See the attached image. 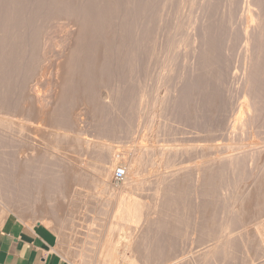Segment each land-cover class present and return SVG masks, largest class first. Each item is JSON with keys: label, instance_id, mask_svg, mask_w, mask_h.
Segmentation results:
<instances>
[{"label": "rangeland", "instance_id": "1", "mask_svg": "<svg viewBox=\"0 0 264 264\" xmlns=\"http://www.w3.org/2000/svg\"><path fill=\"white\" fill-rule=\"evenodd\" d=\"M66 1L67 0H58V1L57 0H4L3 6L1 5L2 8L0 12L2 11L3 13L2 12L0 13V58H1L0 59L1 60L0 61V101L7 105L8 114L9 112L13 113V116L11 115L12 116L11 118L13 120L16 119V121H23L24 123H32L30 120H28L30 119L28 116L32 114V111H28L30 105L28 102H25L24 100H23L24 103H28L27 105L29 107L23 103L22 98H25L26 96H23L21 92L24 91L23 92L24 94V93H27L29 89L30 90L37 89L39 96H41L42 98H45L46 100H49L48 95H50L49 93H51V90L53 88V83L51 82V78L54 72L53 61L54 59H56L55 51L57 48L55 46L56 44L59 45L63 43L62 42L63 35L65 33L63 29L65 25H60L61 23L64 24L65 21L61 19V17L57 16V14H55V10H53V8L55 9V6H56L55 4L59 3L63 5V3L64 2L66 3ZM127 1L129 3H127ZM127 1L126 0H113L114 4H112L111 6L112 8H110L109 10L110 11L109 16H112L111 19L113 20V17L118 16L116 17V20L114 21L117 22L119 20L118 22H120L123 25V27L125 26L123 30L124 32L122 31L123 28H120L122 26L118 27V29H120V32L122 31L121 32L122 34H120L119 36L121 38H119L118 36H116V38L114 37L113 39L111 38L113 41L112 42L113 44H112V48L110 49L114 51L113 52L114 58L112 60V63L111 62L107 63L102 69L101 74H99L100 78L101 76H103L101 79V82H94V83L88 82L89 84L87 83V86L84 88L88 90L90 89L91 91H93L92 92L93 94L97 93L101 95V97L103 96L102 94H105L106 92L110 91V89L113 90V92L114 90L115 92L118 90L120 92H119V96L116 98L117 101L115 100L114 101L115 104L113 103L114 104L113 105L108 99L107 100L103 99L102 102L103 101L104 102L99 104L100 111L98 112L97 115H100V116H97V118H94V117L92 118L90 113H88L87 111L88 109L87 100L88 99L83 103L81 102L83 97H80L77 94L75 95H77L78 97L73 94L71 96L72 100L71 98L69 99L71 102L68 101L67 104H65L66 108L69 107L67 109L72 110V113L76 116L78 126H79L78 128H80L79 130L82 133L81 137L87 140L102 141V142L110 143L113 145L118 144L119 146H123L125 148H129V147L131 148L132 146H134L136 143L135 140L138 137V134H136L138 133L136 131L137 128L135 130L136 120H134L135 119L134 115H135L136 103L134 99L136 97L135 95L137 91L139 89H142L140 91L145 93L144 94L145 97H143V100H142L143 111L144 110L151 111L153 107H156V100L159 98L166 97V99H169L173 97L174 95L175 96L177 95L178 97L176 101L177 108L175 109L176 111L173 112V115L175 114L174 117L176 119H174L173 116H171L170 118L169 116L163 115L159 121L162 124L166 123L165 124L167 126L166 128H169L168 130H170L171 132L173 130V133H177V132L179 133V135H177L176 137L177 138L176 143L170 142V144H172L171 146H174V145L176 146L178 145V143H180L179 144L180 146L187 145V144L188 145L190 144L198 145L199 144L200 146H204V147L206 146L207 148H210L209 146L212 145L211 146L212 148H210L211 150L210 149L207 150L208 152L207 156L205 155V157H202L196 160L198 161L197 163H202L203 160L205 161L208 158L220 159L222 156H226L229 154H235L236 152L242 150V148H245L246 146H247L246 148H249V146H254L258 148L260 147L259 150L261 149V151L263 150L262 152H264V104H263L264 103L263 101L264 100V91H263L264 90V85H263L264 84V81H263L264 74H263L262 81L257 82V86H255V92L257 91L256 94L258 97V98L255 97L256 96L255 94L254 96V100L256 102L255 111H257L258 109L259 111H257L256 113L254 110L250 111V114H252V116L253 114H256L255 115L256 119L254 116L253 117L254 119L250 120L249 119L250 116L245 115L244 116L245 118L243 117V119H239L237 121L238 108H239V105L242 103L244 96H245V91H244L245 85L243 82H240V79H241V76L243 75L244 68L245 66H247V63L249 62V60L247 56H245L246 55V52H245L246 43L244 40H242L243 36L241 35V29L244 28V26H240V24L237 23L233 9L230 10V12H232L233 10L232 12L233 17L228 18V14H227L228 12L227 3L228 2L225 0H154V1L152 0V3L154 2L152 4L151 0H148V1L147 0H136L137 2L135 3L137 4V6H135L136 4H134L133 6L131 3L132 0H127ZM235 1L236 0H232L231 3ZM244 1L245 0H241V6L243 4L242 2ZM249 1H251V4H252L251 9L254 8L253 10H257L256 9L257 6L258 8L259 7L262 9L264 8V1L262 2V0H260L256 4L255 2H252V0H249ZM125 2L126 4H124ZM145 2L148 3V5ZM123 5H126V6H123ZM150 5L151 7H149ZM209 5H211V7ZM152 6H154L153 7L154 9H152ZM210 10L212 12H210ZM120 11L121 13H119ZM135 11H140V13L138 12L139 13L138 14L136 12L137 13L136 14ZM143 12H144V15H142ZM151 12L154 13V16L152 17L155 19H156V16H160V17H157V18H160L158 19L159 21L157 20V22H155L156 21L155 20L154 21L155 23H153L154 19L152 17H148ZM122 13H124L125 16ZM152 13L150 15H152ZM155 13H156V16H155ZM141 15L142 16L146 15V16L145 18H141L142 17ZM209 16L210 18L208 19ZM229 17H230V14H229ZM119 18H121L122 21H120L121 19ZM133 18L136 20V22L134 21ZM146 18L149 19L148 23H146L148 21ZM123 19L125 21H123ZM144 19L146 20V22ZM150 19L152 20L151 21L152 24H150ZM143 21L145 22L144 24H143ZM118 22H117V25H118ZM120 23L119 25H121ZM135 23H137V27L140 26L139 23L143 26V28H146L144 26H148L147 28L149 29L147 32L149 33L150 31V33L154 34L153 35L154 37L150 33L149 35H147L148 37L147 42H146L147 45L146 44L144 45L145 50L143 51H145V53L144 52L142 53V58H141L142 60L140 62L141 64L139 65V69L138 67L137 69L135 68L134 61L132 59L133 49H131V45L133 46V35H134V33L131 31L135 29L136 27ZM204 23L205 24L213 23L212 25H214V28L216 27L214 48H215V54H216L217 62H218V67H217L218 71L215 74L216 77L214 78L215 84L214 82L212 83V88H211L212 90L209 89L210 92L207 91V93L205 90H208V89L207 87L205 88V82H203L205 78L203 77H202V80L200 79V82L198 81L182 82V79L187 73V71L189 70V68L191 66L200 67L201 65H198V64H201L203 61L205 46H203L202 44L203 42H201L202 36H201L200 28H201V25H203ZM56 24L57 26H59V28L56 26ZM114 24L116 23L114 22ZM149 26H152V28H150ZM231 26H232L233 31L231 30ZM125 28L128 31H126ZM147 28L145 30H147ZM150 36L153 38H151ZM230 38L231 39L233 38L232 41ZM150 39L155 44L152 43L153 44L152 45L150 43L151 44L150 45L148 43ZM57 40L61 41V43L60 42L58 43ZM131 40H132V43H131ZM117 43L119 44V46L117 45ZM59 46L60 47L58 46L57 47L63 48L62 45H59ZM123 49H125L126 52ZM130 49L132 51H129ZM44 52L46 53V57L44 60L41 61V63L39 64V67H37L38 65L36 66L35 57L37 56L39 57L41 53L43 54ZM3 55L5 56L3 57ZM166 60L167 61L169 60L168 62L171 61L170 64L166 63L167 62ZM197 60L200 61L201 63L200 62L198 63ZM262 62H264V57H263ZM28 64H30V66ZM114 65L116 66L114 67ZM130 66L131 67L133 66V68H131ZM37 68H42V70H44L43 77L39 78L37 73L35 74V71H37ZM263 68H264V65H263ZM225 71L227 72L229 71L230 74L228 73V75H231V76L232 74H235L234 76L235 79L231 80L232 83L230 79L227 80ZM199 74L200 76H203L201 71L199 72ZM166 75H167V79L162 81L161 78L163 77H160V76L166 77ZM231 76H229V78ZM259 86L261 87L259 88ZM136 87H138V89ZM256 89H259V90L261 89V90L259 91ZM199 92H200V95H199ZM211 93H213V95ZM209 94L211 95L212 98H208V96H210ZM44 95H46V97H44ZM199 97H201L202 100ZM78 98L80 99V101ZM111 105H113L112 107L114 109L111 108ZM22 106L23 107L25 106V107L22 108ZM21 108H22V112H21ZM23 109L25 111H23ZM67 109L66 111L68 112L69 110ZM260 109H262V111ZM17 112H19L20 114ZM22 115L26 116L27 119L25 117V119L23 120L22 117L24 116ZM97 119L98 120L100 119V120L98 121ZM253 120L256 121V124H255V121L252 123ZM242 121L244 122V124ZM68 130L67 128L65 129L59 128V130L56 129V131L61 134H67L69 136H73L74 132L71 130L69 131ZM100 130L103 135L99 133ZM199 131H201L200 134H199ZM231 132H233L235 136L228 137L227 135ZM108 134H110V136ZM191 134L193 135L196 134L198 136L196 142L193 141L194 143L193 142L187 143L183 140L182 141L180 140V139H183V137L185 140V137H188ZM163 138L165 140L166 139L168 140L172 137L164 136ZM53 143H54L53 144L54 149L67 151L69 155L76 157V158L78 157L81 159H88L85 156L86 155L84 153L85 150L83 148H82L83 150L79 149L77 146H75L74 143H71L70 141L55 139V142ZM240 146H242V148ZM261 146L263 148H261ZM238 148L239 150H237ZM253 159L254 160H252V158L251 159L247 158L244 162L245 164L242 163L243 165L242 164L239 165L241 166V168L238 166L239 169L237 168L234 170H231L230 167L226 165L225 163L224 164L223 162L220 163L219 167L217 168V170H219L218 174H215L217 177L213 176L211 180H209L210 183L209 181L206 184L202 183L204 182L203 179H199L200 182L194 179L196 181L195 182L194 180H191L190 178L183 180L181 183L175 182L176 185L174 183V186L169 188L168 190L169 193L167 192L165 195L167 196L169 194L165 198L167 201L165 200V203L163 204L164 209L163 208L162 209L164 211H162L163 214L161 215V218L158 221L159 223H161V225L154 224L151 226V229L149 227L150 225L135 228L137 230L134 229V232L137 233L138 231V234L141 237H143L142 234H144V237H143L144 241L137 243L135 246L136 251L138 250L136 253L137 258H141L139 259L140 263L141 264H148V263L150 264H196L197 262V264H204L206 262V264H261V263L263 264L264 257H261L259 255H256V256L253 255L255 253H253L254 251L252 249L257 245L256 238L254 236L256 237L258 236V231L256 229H253L252 231L251 229L252 225L250 223L252 220L260 221L264 219V198L262 200V205L257 209L254 216L250 215L249 217L245 218L247 219L246 221L245 219L241 220L237 214L238 208H239L238 206H240L239 204H241V202L239 201L242 200V197L244 198L245 196H247L248 194L247 192H250L249 188L252 186V183H254V179H256V177H258L259 175L264 174V155L261 158V160L263 159L262 162L261 161L259 162L260 159L259 160L257 158H253ZM175 163H176V166L171 168V170L177 169L179 168V166L185 167L188 165H192V163L187 161L185 157L178 159ZM4 164L1 165L2 167L0 166V169H2L3 172L6 174V175L4 174L5 175L4 177L6 178L7 176L8 180L6 181L5 178L4 180L6 183L9 184L8 182L9 179H10V182L11 180L13 182V179H11L13 168L11 167L9 163L5 165ZM222 164L226 166H223ZM259 166H261L260 169H259ZM119 167L122 168L121 162L117 168ZM258 171L260 172L257 173ZM32 173L30 170L28 174L26 175L21 174L19 178V182L17 183L19 187L18 188L19 198L21 199V203L24 205L23 207L25 209L28 206L30 207L32 206L33 194H34L33 187L36 183H39L41 181L40 179H42L41 177L40 178H38V176L36 177V175ZM112 178H113V173L111 175V178L109 179V182L112 186H116L122 183V182L115 183L112 180ZM22 180L25 182H23ZM244 180L245 182H243ZM194 183L195 184L197 183L196 184L197 187ZM19 184H21V186H19ZM199 184H203L204 186L205 185L206 186L204 188L203 185H199ZM207 184L211 185V187ZM11 185H13V183ZM198 185L201 186V188L198 189L199 187ZM206 187L208 188L207 191L205 190ZM233 187L235 188V190L233 189ZM240 187L242 189L243 187H245L244 188L245 191L244 189L241 190ZM100 188L98 189L100 190ZM203 190L207 193L205 194ZM243 192L244 194H246L245 196L243 195ZM140 193H141L140 196L142 198H146V200L148 201L149 199L152 198V195L154 194L152 191V188L151 187L149 188V186H146L143 189V191H141ZM47 194L49 195V193ZM263 197H264V194H263ZM237 200L239 204L237 203L238 205L236 207L237 210L233 212L234 214H237V216L236 215L234 216L233 213L230 215L232 219L230 217L229 218L231 220L234 219V221L233 222L230 221L231 223L229 224V228H228L229 231L227 230L225 231V233H219L220 226L223 225V222H225V220L227 219V215H228L227 210L231 206L230 203H234V201L236 203ZM224 208H226V210ZM96 211H100V209L95 210V211L91 209L90 214L88 213L89 216L93 215L92 212L97 213ZM95 213L92 217H96L98 215L97 217H99V219H101V216L103 218L102 211L99 212V214L101 213L100 216L99 214L95 215ZM57 214H60V213L58 212ZM222 214L224 216L223 219H221L223 217ZM205 215L207 218L205 217ZM232 215L237 219H235ZM153 216L154 215H151L150 218H152ZM8 218L9 220H16L17 222L23 224V222H21V220L16 215H10ZM212 218H214L213 219L214 222L212 221ZM97 221H98V218H97ZM212 222H213V225H212ZM75 224L77 223H74V225ZM98 224L100 225L99 221H98ZM69 226H71L70 228H73V224L70 223ZM70 228L66 230L67 231L66 234L67 235L71 234L70 236L74 235V237H71V240L73 241L69 239L68 244L70 245L71 250L73 249V252L79 253V254L83 253L82 256H80V260L83 259L81 261H84L83 263L85 262L87 263L88 261L87 259H89V257L91 256L89 254H92L91 252H92V249L94 248V244H93L94 240L91 238H88V239L85 238L86 234L84 233L88 232L86 229L83 228L82 230V228L80 227V229L78 230L79 228L78 226L76 227L77 229L73 228V231H74L73 233L72 229ZM80 230H82V232ZM90 230L94 231V232L93 231L91 232H93V235L95 237L96 235H98L97 233L99 231V227L97 226V228L92 227V229H89L88 234L92 235ZM77 232H79L80 234ZM249 232L251 233L249 234ZM206 233L208 235V239H206L207 238ZM246 234L248 235V237ZM151 235L153 237H151ZM209 236H211V238ZM241 236L244 237L242 238L243 243H245L246 247L249 248L248 253L243 252L245 250L243 249V247H241L240 243L238 244L239 242L238 238ZM83 238L85 239L86 242L84 241ZM229 238H231L230 240L233 241L234 244L232 245L233 248L230 249L232 251L231 252L228 251L227 253H225L226 255L225 256L222 252L220 245H222V243L225 242V240L226 241L229 240ZM202 239H204L205 241L204 240L202 241ZM253 239L255 240L253 241ZM79 241L80 243H82L83 241V244H80ZM247 244H250V245H247ZM80 245L81 246L84 245L82 246L83 248H80L81 247ZM207 245H211V246L217 245L216 250L220 248L218 251L215 250L214 253L216 254L213 253L212 254L213 256L211 255L213 259L211 256L207 257L208 259L205 258L204 254L202 253ZM236 248H237V251H236ZM81 249L83 252L81 251ZM143 250L144 251L146 250L145 252H148V254H146ZM220 250L224 256L220 254ZM229 252L230 254H228ZM232 253H234V256ZM144 258L151 259V260L155 259V261H148L147 263H145L141 261ZM222 259L223 260L225 259V260L223 261Z\"/></svg>", "mask_w": 264, "mask_h": 264}, {"label": "bare ground", "instance_id": "2", "mask_svg": "<svg viewBox=\"0 0 264 264\" xmlns=\"http://www.w3.org/2000/svg\"><path fill=\"white\" fill-rule=\"evenodd\" d=\"M3 1L4 0H0V10L3 6ZM225 1L228 2L227 3L228 12H230V10L233 9L237 23L240 24V26H244V28L241 29V35L243 36L242 40H244L246 43L245 44V52H246L245 56H247V58L249 60V62L247 60L248 63L246 62L247 66H245L243 75L241 76V79H240V82H243L245 85V90H244L245 96H244L242 103L239 105V108H238L237 121L239 119H243V117L245 115L250 116L249 119L252 120V119H254L253 117L256 115V114H253V116H252V114H250L251 110H254V111L256 110V102L254 100V96H255L257 91L255 92V86H257V82L262 81L263 74H264V68H263L264 62H262L263 57H264V8L263 9L260 7L258 8V6H257V8L255 7L257 10H253L254 8L251 9L252 4H251V1H249V0H245L244 2H242L243 3L242 6H241V0H236L233 3H231L232 0H225ZM259 1L260 0H252V2H255V4L258 3ZM263 1L264 0H262V2ZM135 2H137V1L132 0L131 3L133 6H134V4H136ZM59 3H60V1H59ZM59 3L55 4L56 6H55V9L53 8V10H55V14H57V16L61 17V19H63L65 21L64 24H62V23L60 24V25H65V27L63 28L65 33L63 35V41H62L63 43L59 44V45H62L63 48H58L60 46L57 44H56V46L54 45L57 49L55 51L56 59H54V61H53L54 72H53L52 78H51V82L53 83V88L51 90V93L48 92L50 94V95H48L49 100H46L45 98H42L41 96H39L37 89L36 90H30L29 89L28 92L26 91L27 93H24L25 95L23 94L24 91L22 90L23 91V92H21L22 95L26 96L25 98H22V101L24 100L25 102H28L30 107L27 105L28 103H24V101H23V103L29 107V110L27 108L26 109L28 111H32V114L29 112L31 115L28 116L30 118L28 120H30L32 123H24L23 121H16V119L13 120L11 118L13 116V113L9 112V114H8L7 105L0 101V166L4 163L5 164L9 163L11 165V167L13 168L12 171L14 172V173L12 172V176H11V179H13V182L11 180L13 185H11L12 183L10 182V179L8 181L9 184L5 182L4 176L6 174L3 172L2 169H0V170H2V171H0V229L2 228L3 224L5 223V221L8 219V217L10 215H16L21 220V222H23V224H25V226L27 225L29 228H32L33 226H35L37 224L42 225L44 228H47L56 236V238H57L56 243L57 244H55L56 247L54 248V252H56L57 255L61 256L63 259L68 261L67 263L70 262L71 264H85L86 262L83 263L84 261H81L83 259L80 260V256H82L83 253L82 254L80 253L81 254L80 255L79 253L73 252V249L71 250L68 242H69V239L71 240V237H74V235L73 236H70L71 234L67 235L66 230H68V228L71 227V226H69L70 223L73 224L74 229L79 226L78 230L81 227L82 230L84 228L88 232H89V229H92V227L97 228V226H98L99 227L98 233L96 231V233L98 235L95 234L96 235L95 237L93 235V232H94L93 230H90V232L93 231V232H91L92 235H89L88 232L84 233V234H86V237L84 235L85 238H87V239L91 238L94 240V243H93L94 248L92 249V252H91L92 254H89L91 256L90 257L88 256L89 259H87L88 261L86 264H141L140 260H139L141 258H137V256H136V253L138 250L136 251L135 246L137 243L144 241V239H143L144 234H142L143 237H141L138 234V231H137V233L134 232V229L138 228V227H142V226H147V225H150L149 227L151 229V226L154 224H160L161 225V223H159L158 221L161 218V215L163 214L162 211H164L163 210L164 209L163 204L165 203V200H166L165 198L169 194L167 196H165V195L167 192L169 193V191H168L169 188L174 186L175 182L181 183L183 180L190 178L191 180L195 179L198 182H200L199 179H203L204 182H202V183L206 184L209 180H211V178L213 176H216L215 174H218L219 170H217V168L219 167L220 163L223 162V164L225 163L226 165H228L231 170H234V169H237L239 165L244 163L247 158H249V159L252 158V160H254L253 158H257L258 160L260 159L259 162L260 161L262 162L263 159L261 160V158L263 157L264 152H262L263 150L261 151V149L259 150L260 147L258 148V147H254V146H249V148H246L247 147L246 146L245 147L246 149H245V148H242V146H240L242 148V150L236 152L235 154H229L226 156H222L220 159L208 158L205 161L203 160L202 163H197L198 161H196V160H198L199 158L205 157V155L207 156V153H208L207 150L212 148L211 147L212 145L209 146L210 148H207L206 146L205 147L200 146L199 144L198 145H195V144L194 145L193 144L188 145L187 143L193 142V141L196 142V140L198 138V136L196 134H194V135L191 134L188 137H185V140H184V137H183V139H180L181 141L183 140V141L187 142L186 143L187 145L180 146L179 145L180 143H178V145H176V146L175 145L171 146L172 144H170V142L176 143V139H177L176 137H177V135H179V133L177 131H176L177 133H173V130L171 132L170 130H168L169 128H166L167 127L165 125L166 123L162 124L159 121L163 115L169 116L170 118H171V116H173V118L176 119L174 117L175 114L173 115V112L176 111L175 109L177 108L176 107V103H177L176 101L178 98L177 95L173 96V94H172L173 97H171L169 99H166V97L165 98L164 97H162V98L158 97L159 99H157V100L155 99L156 100V107H153V109H151V111L150 110L149 111H147V110L143 111L142 100H143V97H145L144 96L145 93L140 91L142 89H139L137 91V93L135 95L136 97L134 99L136 106H135V115L134 114L133 115L135 117L134 120H136L135 130L137 128L136 131L138 132V133H136V134H138V137L136 138V140L133 139L136 141L134 146H132L131 148L129 147L130 148L129 149V148H125L123 146H119L118 144L113 145V144L102 142V141L87 140V139L82 138L81 137L82 133L79 130L80 128H78L79 126H78L76 116L72 113V110L67 109L69 107L66 108L65 104H67V102L70 101L69 100L70 98L72 100L71 96L73 94L74 95L77 94L80 97H83V99L81 98L82 99L81 102H83V103L88 99L87 100L88 101L87 111H88V113H90L92 118L93 117L97 118V116H100V115H97L98 112L100 111L99 104L104 102V101L102 102L103 99H106V100L108 99L111 102V104L114 103L116 98L119 96L120 91L117 90L115 92V90H114V92H113V90L110 89V91L106 92L105 94H102V92H101V94L103 95L102 96L103 98H102L101 95H99L97 93L93 94L92 93L93 91H91L90 89H89L90 90L89 91L88 89H84V88L87 86L88 82H93V83L94 82H101V79L103 76H101V78H100L99 74H101L102 69L104 68V66L107 63H109V62L112 63V60L114 58V56H113L114 51H112V49H110V48H112V44H113L112 39L114 37L116 38V36L119 37L120 34H122L121 32L124 30L125 26L123 27V25L120 22H118L119 20L117 21L118 25H119V23L121 24L119 26L117 25V22L114 21V20H116V17H118V16L113 17V20L111 19L112 16H109V12H110L109 10H110V8H112L111 7L112 4H114L113 0H67L66 3L64 2L65 4L63 3V5H61ZM127 3H129V2L127 1ZM151 3H152V0H151ZM124 4H126V2ZM146 4L148 5V3H146ZM123 6H126V5H123ZM135 6H137V4ZM209 6L211 7V5H209ZM224 6H225V4H224ZM149 7H151V5ZM153 7L154 6H152V9H154ZM229 7H230V9H229ZM233 10H232V12H233ZM140 11H135V13L136 12L140 13ZM154 11H152V12H154ZM144 12L142 15H144ZM210 12H212V11L210 10ZM228 12H227L228 18L233 17V15H232L233 13L232 12L228 13ZM119 13H121V11ZM119 13H118V15H119ZM146 13H147V11H146ZM122 14H124V13H122ZM150 14L148 17L154 16V13H152V15H150ZM229 14H230V17H229ZM175 15H177V14H175ZM206 15H207V13H206ZM124 16H125V14H124ZM145 16H142L141 18H145ZM155 16H156V13H155ZM157 17H160V16H156V19L152 17L154 19L153 23L157 22V20L160 19ZM209 18H210V16L208 17V19ZM235 18H234V20H235ZM119 19H121V18H119ZM146 19L148 20L147 22L145 19L144 20L146 23H148L149 19L148 18H146ZM120 21H122V19ZM123 21H125V20L123 19ZM134 21L136 22L135 19H134ZM151 21L152 20L150 19V24H152ZM114 22L116 24H114ZM145 22L143 21V24ZM57 24H56V26H57ZM135 24H136V27L134 25L135 29L133 28L134 30L131 31L134 33V35H133V46L131 45V49H133L132 59L134 61L135 68L137 69V67H138V69H139V65L141 64L140 62L142 60L141 59L142 53L143 52L145 53V51H143V50H145L144 45L147 42V39H148L147 35H149L150 31H149V33L147 32L149 29V28H147L148 26H144L147 28V30H145L146 28H143V26L140 23H139L140 26H138V27H137V23H135ZM212 24H205L204 23L203 25H201V28H200V32H201V36H202L201 42H203L202 44H203V46H205V49H204L205 51H204L202 63L197 60L198 63L199 62L201 63L198 65H201V66L200 67L191 66L182 79V82H195V81L200 82V79L202 80V77L205 78L203 82H205V88L207 87V89H208V90H205L206 93H207V91H209V89L212 88V83L214 82V84H215L214 78L216 77L215 74L218 71L217 70L218 62H217V57H216L215 48H214L215 31H216L215 28L216 27L214 28V25H212ZM120 26H122V27H120ZM57 27L59 28V26H57ZM118 27L123 28L121 32H120V29H118ZM149 27L152 28V26H149ZM125 30H126V28H125ZM231 30L233 31L232 26H231ZM126 31H128V30H126ZM150 34L152 36L154 35L152 33H150ZM234 35H235V33H234ZM153 37H151V38H153ZM119 38H121V37H119ZM61 39H62V37H61ZM232 39H231V41H232ZM150 40L148 41L149 44L154 43L152 40L151 41ZM59 42L61 43V41H58V43ZM131 43H132V40H131ZM117 45L119 46L118 43H117ZM1 48H2V46H1ZM44 49H43V51H44ZM52 49H53V47H52ZM131 49L129 51H132ZM123 50L125 51V49H123ZM37 51H38V49H37ZM43 51H41V52H43ZM4 56L5 55H3V57ZM45 57H46L45 52L43 54L41 53V55L39 57L38 56L35 57L36 58L35 59L36 66L38 65L37 67H39V64L41 63L42 60L45 59ZM171 57H172V55H171ZM168 61L166 63L170 64L171 61L170 62H168ZM193 64H195V63H193ZM28 65L30 66V64H28ZM115 66L116 65H114V67ZM164 66H166V65H164ZM27 68H28V66H27ZM131 68H133V66ZM219 68H220V66H219ZM164 69H165V67H164ZM164 69H163V71H164ZM112 70H114V69H112ZM198 70H200L202 72L203 76H200L201 73L199 74L200 71H198ZM225 70H226V68H225ZM36 73H37L38 77L41 78L44 75L43 74L44 70H42V68H37V71H35V74ZM228 73H229V71L228 72L225 71V75H226L227 80L230 79V81H231V80L235 79L234 78L235 74H232V76H231V75H228ZM222 75H224V74H222ZM164 76H160V77H163V78H161L162 81L167 79V75H166V77H164ZM181 76H183V75H181ZM229 76H231V77L229 78ZM105 77H106V75H105ZM231 83H232V81H231ZM26 85H28V84H26ZM26 85H25V87H26ZM258 85H260V84H258ZM119 87H120V85H119ZM260 87L261 86H259V88ZM136 88L138 89V87H136ZM33 89H35V88H33ZM25 90H26V88H25ZM256 90H259V89H256ZM154 92H156V91H154ZM200 92H199V95H200ZM98 93H100V92H98ZM96 94H97V96H96ZM211 94L213 95V93H211ZM77 95H75V96H77ZM205 95H207V94H205ZM121 96H122V94H121ZM259 96H261V95H259ZM44 97H46V95H44ZM255 97H257V94ZM199 98H201V97H199ZM208 98H212L211 95L208 96ZM47 99H48V97H47ZM259 99H260V97H259ZM201 100H202V98H201ZM209 100H211V99H209ZM79 101H80V99H79ZM191 101H192V99H191ZM209 104H211V103H209ZM113 105H111V108H113L112 107ZM193 105H194V103H193ZM80 106H81V104H80ZM24 107L22 106V108H24ZM105 107H107V106H105ZM22 108H21V112H22ZM66 109L69 110L70 113H69V111L67 112ZM262 109H260V110L262 111ZM23 111H25V110L23 109ZM257 111H259V109ZM257 111H255V113ZM17 113H19V112H17ZM22 116H24V115H22ZM25 117L26 116L22 117L23 120L25 119ZM26 119H27V117H26ZM255 119H256V116H255ZM195 120H197V119H195ZM93 121H95V120H93ZM254 121L255 120H253L252 123ZM243 124H244V122H243ZM255 124H256V121H255ZM93 127H94V125H93ZM59 128H61V129L67 128V130L69 129V130L73 131L74 135L69 136L67 134H61V133L56 131V129L59 130ZM181 128H183V127H181ZM200 132L201 131H199V134H200ZM99 133L102 134L101 130ZM108 135L110 136V134H108ZM130 135H132V134H130ZM164 136L172 137V138L165 140L163 138ZM227 136L230 137V136H235V135L233 132H231ZM55 139L70 141L71 143H74L75 146H77L79 149H81V150L84 149L85 150L84 153L86 154L85 156L89 160L88 159H81L78 157L76 158V157L69 155V153H67V151L54 149L53 148V144H54L53 142H55ZM180 140H179V142H180ZM177 142H178V140H177ZM261 148H263V147L261 146ZM234 149H236V148H234ZM237 150H239V148ZM232 151H233V149H232ZM184 157L187 159V161L192 163V165H188L185 167L179 166V168L171 170V168L176 166L175 162L178 159H181ZM120 162L122 163V168L125 172V178L121 184H118L116 186H112L109 182V179L111 178L112 173L117 169ZM226 165H223V166H226ZM239 167L241 168V166H239ZM260 167L261 166H259V169H260ZM221 169H222V167H221ZM30 170H31V173L33 171V173H34V175H36V177L38 176V178L41 177L42 179H40L41 181L39 180L40 181L39 183H36V184L34 183L35 185L33 187V193L34 194H33L32 206L31 207L26 206L27 208L25 209L23 207L24 205L21 203V199L19 198V194H18V192H19L18 188L19 187H18L17 183L19 182L20 175L21 174L26 175V174H28V172ZM229 172H230V170H229ZM259 172L260 171H258L257 173H259ZM43 176H45V177H43ZM32 178H33V176H32ZM5 179H6V181L8 180L7 176ZM28 180H29V178H28ZM23 182H25V181H23ZM243 182H245V180ZM176 183H175V185H176ZM209 183H210V181H209ZM21 184H19V186H21ZM235 184H236V182H235ZM199 185H203V184H199ZM207 185H209V184H207ZM146 186H149V188L151 187L152 191L154 193L152 195V198L150 197L151 199H149V201L146 200V198H142L140 196V194H141L140 192L143 191V189ZM205 186L203 185L204 188H205ZM209 186L211 187V185H209ZM175 187H177V186H175ZM196 187H197V185H196ZM98 188H100V190ZM199 188H201V186H199L198 189ZM244 188L245 187H243V189ZM207 189L208 188L206 187L205 190L207 191ZM233 189L235 190L234 187H233ZM240 189L243 190L241 187H240ZM246 189H247V187H246ZM197 190H195V191H197ZM234 190H232V191H234ZM249 190H250V192H247L248 193L247 196H245L246 194H244V192H243V195L245 197L244 198L242 197V200L239 198L241 200V201H239V202H241V204L238 203V200H239L238 199L236 203L234 201V203H230L231 206L229 208L227 207L228 208L227 219L225 220V222H223V225L220 226V232L219 233H225V231H227V230L229 231V229H228L229 224L234 221V219L231 220L232 217H230V215L237 210L236 209V207L238 206L237 203L240 205V206H238L239 208H238L237 214L241 220L249 217L250 215L254 216L257 209L262 205V200L264 198L263 197V194H264V174L259 175L258 177H256V179H254V183H252V186L249 188ZM244 191H245V189H244ZM235 192H237V191H235ZM47 193H49V195ZM204 193L206 194L207 192L204 191ZM50 194H52V195H50ZM202 196H203V194H202ZM49 198H51V199H49ZM235 200H236V198H235ZM230 202H232V201H230ZM211 203H213V202H211ZM91 209H93L94 211L100 209V211H96L97 213L92 212L93 215H94V213H95V215L99 214V212L102 211L103 218L101 216V219H99V217H97L98 215L96 216L98 218V221L100 222V225L98 224L96 217H92L93 215L89 216ZM224 209L226 210V208H224ZM58 212L60 214H57ZM100 214H99V216H100ZM237 214L233 213L234 216L235 215L237 216ZM151 215H154V216L152 218H150ZM257 215H259V214H257ZM222 216H223V214H222ZM205 217H206V215H205ZM223 218H224V216L221 219H223ZM213 219L214 218H212V221H213ZM235 219H237V218H235ZM246 220L247 219H245V221ZM74 221H76V222H74ZM213 222H212V225H213ZM74 223H77V224L74 225ZM250 224L252 225V227H251L252 231H253V229H256L258 231V236L257 237L254 236L256 238V242H257L256 244L257 245L255 246L253 244L255 246L252 249L254 251L253 253H255L253 255H255V256L259 255L261 257H264V219L260 220V221L252 220ZM153 227H155V226H153ZM73 228H70V229H72V231H73ZM199 229H201V228H199ZM64 230H65V232H64ZM82 230H80V231L82 232ZM135 230H137V229H135ZM141 231H142V229H141ZM73 233H74V231H73ZM77 233H79V232H77ZM250 233L251 232H249V234ZM81 234H83V233H81ZM206 235H207V233H206ZM215 236H217V235H215ZM151 237H153V236L151 235ZM209 237L211 238V236H209ZM247 237H248V235H247ZM204 238H206V237H204ZM235 238H236V236H235ZM242 238H244V237L241 236L238 238L239 239L238 244L240 243L241 247H243V249L245 250L243 252L248 253L249 248H247L245 243H243ZM206 239H208V235H207ZM230 239L231 238H229V240H227V241L225 240V242L222 241L223 243H222V245H220L224 255L228 251H230V252L232 251L230 249L233 248L232 245L234 243ZM80 240H82V239H80ZM203 240L204 239H202V241ZM254 240L255 239H253V241ZM71 241H73V240H71ZM84 241H85V239H84ZM89 241H90V239H89ZM207 241H209V240H207ZM79 243H80V241H79ZM72 244H73V242H72ZM80 244H83V241ZM84 245H82V246H84ZM247 245H250V244H247ZM82 246L80 248H83ZM216 246L207 245L205 247V249L202 252L204 254L205 258L211 256L215 252V250L217 249ZM89 247H91V246H89ZM85 248H84V250H85ZM219 249L220 248H218V250ZM234 249H235V247H234ZM218 250H216V251H218ZM81 251H82V249H81ZM236 251H237V248H236ZM222 252L220 250V254H222ZM230 252L228 254H230ZM145 253L148 254V252H145ZM214 254H216V253H214ZM232 254L234 256V253H232ZM212 259H213V257H212ZM141 261L147 263L148 261H155V259L151 260V259L144 258ZM168 262H169V260H168ZM201 263H203V262H201ZM148 264H150V263H148ZM196 264H197V262H196ZM204 264H206V262Z\"/></svg>", "mask_w": 264, "mask_h": 264}, {"label": "crops", "instance_id": "3", "mask_svg": "<svg viewBox=\"0 0 264 264\" xmlns=\"http://www.w3.org/2000/svg\"><path fill=\"white\" fill-rule=\"evenodd\" d=\"M56 242L42 225L29 228L8 218L0 229V264H71L54 252Z\"/></svg>", "mask_w": 264, "mask_h": 264}, {"label": "built area", "instance_id": "4", "mask_svg": "<svg viewBox=\"0 0 264 264\" xmlns=\"http://www.w3.org/2000/svg\"><path fill=\"white\" fill-rule=\"evenodd\" d=\"M124 178H125V172H124L123 168L119 167L113 172L112 180L115 183L122 182L124 180Z\"/></svg>", "mask_w": 264, "mask_h": 264}]
</instances>
